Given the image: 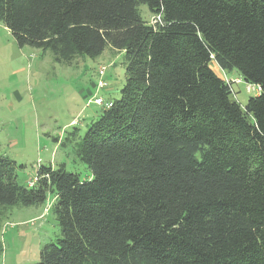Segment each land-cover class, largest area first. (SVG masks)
Here are the masks:
<instances>
[{
	"label": "trees",
	"instance_id": "trees-1",
	"mask_svg": "<svg viewBox=\"0 0 264 264\" xmlns=\"http://www.w3.org/2000/svg\"><path fill=\"white\" fill-rule=\"evenodd\" d=\"M0 23L59 62L126 63L76 145L92 180L42 166L26 188L0 155V263L6 211L52 195L61 237L37 264H264V0H0ZM223 73L259 95L242 106Z\"/></svg>",
	"mask_w": 264,
	"mask_h": 264
},
{
	"label": "rangeland",
	"instance_id": "rangeland-1",
	"mask_svg": "<svg viewBox=\"0 0 264 264\" xmlns=\"http://www.w3.org/2000/svg\"><path fill=\"white\" fill-rule=\"evenodd\" d=\"M145 21L155 25L147 6L140 8ZM59 62L48 51L19 48L12 34L0 23V155L16 162L19 183L35 185L40 167L66 166L81 181L92 180L89 167L79 160L76 145L100 118L105 103L119 100L126 82L124 52L110 48L96 59L78 56ZM107 86L99 90L100 71ZM216 72L219 68L214 66ZM233 83L242 106L259 95L237 73H223ZM223 74H221L223 76ZM76 134V141L63 144ZM54 197L44 205L9 208L3 217L4 254L0 264H37L43 248L61 237L53 212Z\"/></svg>",
	"mask_w": 264,
	"mask_h": 264
},
{
	"label": "built area",
	"instance_id": "built-area-1",
	"mask_svg": "<svg viewBox=\"0 0 264 264\" xmlns=\"http://www.w3.org/2000/svg\"><path fill=\"white\" fill-rule=\"evenodd\" d=\"M99 73H100V76H101V78L99 80H101V81H98V85L100 87L98 89L102 90V89H104L107 86V84H106L107 82L105 83L106 77H105L104 71L101 70ZM257 88L260 91V88L259 87H257ZM95 103L97 105L104 106L106 109H109V108H111L113 106V102L112 101L105 103L102 99H96ZM32 186H34V185H32Z\"/></svg>",
	"mask_w": 264,
	"mask_h": 264
}]
</instances>
